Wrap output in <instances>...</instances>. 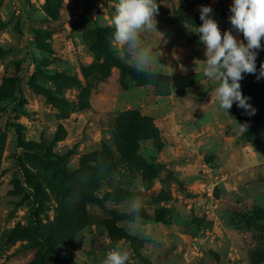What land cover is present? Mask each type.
Returning a JSON list of instances; mask_svg holds the SVG:
<instances>
[{"label":"rangeland","instance_id":"obj_1","mask_svg":"<svg viewBox=\"0 0 264 264\" xmlns=\"http://www.w3.org/2000/svg\"><path fill=\"white\" fill-rule=\"evenodd\" d=\"M117 2L0 0V264H103L117 245L127 264H264V78L240 81L255 115L219 109L194 32L210 6L246 44L233 0H155L152 79L113 41ZM135 195L147 238L125 223Z\"/></svg>","mask_w":264,"mask_h":264},{"label":"clouds","instance_id":"obj_2","mask_svg":"<svg viewBox=\"0 0 264 264\" xmlns=\"http://www.w3.org/2000/svg\"><path fill=\"white\" fill-rule=\"evenodd\" d=\"M212 12L210 6H200L202 24L196 26L194 31L205 45L206 60L198 61L204 64L203 75L217 84L213 91L219 109L228 113L236 102L245 114L253 116L256 109L248 103L250 97L242 94L240 81L244 78L242 74H256L257 80L264 77V63H261L258 74L256 67L258 51L262 49L261 40L264 38V0H233L230 6L231 15L228 19L232 27L243 34L246 44L238 41L231 30H225L222 35L217 21L212 18ZM157 14L155 0H118L112 17L115 45L123 50L135 71L149 79L157 75L159 56L153 54L157 44L148 43L142 37L153 30L158 32L154 20ZM160 36L162 38L163 34L160 33ZM238 126L245 133L249 125L245 122ZM100 168L103 172L104 166ZM142 207L141 197L133 196L127 209L130 219L125 223L129 234L147 238L146 225L140 215ZM153 243L159 241L153 238ZM128 260L129 253L117 245L107 252L103 264H127Z\"/></svg>","mask_w":264,"mask_h":264},{"label":"trees","instance_id":"obj_3","mask_svg":"<svg viewBox=\"0 0 264 264\" xmlns=\"http://www.w3.org/2000/svg\"><path fill=\"white\" fill-rule=\"evenodd\" d=\"M258 72H259V70H258ZM263 78H264V77H263ZM263 84H264V81H263ZM263 101H264V99H263ZM15 129H17V127H15ZM20 144H21V146H22L23 148H25V149H29V147H28V146H25V145H24V144H22V143H20ZM53 158H54V159H56V157H53ZM51 159H52V158H51ZM54 159H53V160H54ZM55 161H57V162L61 163V161H60V160H57V159H56ZM142 166H143V167H146V164H144V163H143V164H142Z\"/></svg>","mask_w":264,"mask_h":264}]
</instances>
